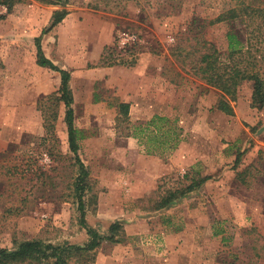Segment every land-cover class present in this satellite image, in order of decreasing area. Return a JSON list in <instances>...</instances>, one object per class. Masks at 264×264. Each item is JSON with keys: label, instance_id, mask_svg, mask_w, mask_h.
Returning a JSON list of instances; mask_svg holds the SVG:
<instances>
[{"label": "rangeland", "instance_id": "rangeland-1", "mask_svg": "<svg viewBox=\"0 0 264 264\" xmlns=\"http://www.w3.org/2000/svg\"><path fill=\"white\" fill-rule=\"evenodd\" d=\"M248 6L260 12L245 13ZM57 10L67 15L41 36V49L70 74L90 185L81 193L85 225L114 239L89 252L87 264H264V108L251 107L244 82L233 115L221 113L219 92L194 70L210 46L232 62L227 36L235 34L264 75V0H22L9 14L1 8L0 249L89 241L60 76L35 62L34 39ZM219 15L226 20L209 23ZM63 258L84 264L77 254Z\"/></svg>", "mask_w": 264, "mask_h": 264}, {"label": "trees", "instance_id": "trees-1", "mask_svg": "<svg viewBox=\"0 0 264 264\" xmlns=\"http://www.w3.org/2000/svg\"><path fill=\"white\" fill-rule=\"evenodd\" d=\"M22 0H0V10L1 8L6 9V13L9 14L15 5L19 4ZM42 3L49 5H58L61 0H38ZM245 13H257L260 12L259 9L252 8L250 6L246 7ZM67 12L65 10L54 11L52 15L51 23L49 27L42 30L40 35L34 39L35 47V62L36 65L54 72H57L60 76V84L58 88V98L57 101L63 102L65 107L64 112V122L67 129V142L68 149L74 155L75 161L78 165V176L75 180V190L79 191V203L78 210L80 211V226L85 230L86 235L89 238L87 245L83 247L79 246H66L64 248L54 247L52 245H45L42 248V243L36 240L23 241L18 244L16 249L12 251H7L5 249H0V264H43L46 259H53V264H66L63 258V254L67 252L68 256L77 254L81 257L84 264L92 263L94 260L88 255L89 252L94 251L101 244L100 242L104 240L113 241L111 236H100L93 229L85 225L84 220V210L81 201V196L83 192L89 190L88 183V172L83 166L79 158L78 144H77V130L74 127V114L71 107L72 98L71 91L69 88V78L70 74L66 70L59 69L56 67L51 60L45 57L41 49V36L51 32L61 21L65 18ZM236 17L232 15L231 19ZM224 15L217 16L210 24H216L225 21ZM228 39V57L230 63H222L219 61L217 51L210 46V53L203 54L200 57L198 67L195 70L196 74L199 75L206 83L212 88L216 89L220 97L216 103V109L221 113L232 116L233 108L231 102L236 100L238 87L244 82H250L251 87V107L258 110L264 108V75L256 68L255 63H251L245 55H251V47H245L244 44L238 39L235 34H229ZM206 45V44H205ZM249 58V57H248ZM239 59V60H238ZM263 59V58H262ZM250 62V63H249ZM240 63L244 65L241 66ZM51 98V97H50ZM44 99H49L44 98ZM39 101V104L43 103V100ZM41 107V105H40ZM120 108L126 110L128 108L127 104H120ZM41 116L43 118V126L46 131H49L50 125L48 124L46 115L43 110H41ZM240 155L236 157V164L239 162ZM205 181L204 179H199L191 182L190 185L186 186L183 191L179 193H168L164 198L160 199L156 208L161 209L168 205L170 202L174 201L177 196L179 197L185 193L192 192L201 183ZM119 225L113 224L110 226V230H116ZM47 251H50L47 254Z\"/></svg>", "mask_w": 264, "mask_h": 264}]
</instances>
